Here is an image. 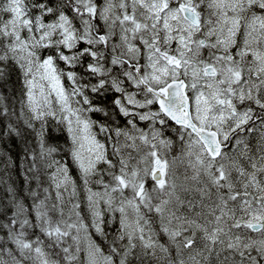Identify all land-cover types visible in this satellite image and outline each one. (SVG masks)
Returning <instances> with one entry per match:
<instances>
[{"label":"snow or ice","instance_id":"6c2138e0","mask_svg":"<svg viewBox=\"0 0 264 264\" xmlns=\"http://www.w3.org/2000/svg\"><path fill=\"white\" fill-rule=\"evenodd\" d=\"M6 137L0 264H264V0H0Z\"/></svg>","mask_w":264,"mask_h":264},{"label":"trees","instance_id":"16d2710c","mask_svg":"<svg viewBox=\"0 0 264 264\" xmlns=\"http://www.w3.org/2000/svg\"><path fill=\"white\" fill-rule=\"evenodd\" d=\"M24 147L25 144L21 138L6 137L0 141V151L7 150L13 161L12 166L7 171H5L3 161H0V196H4L5 189L13 183L17 188L23 187L22 157Z\"/></svg>","mask_w":264,"mask_h":264}]
</instances>
